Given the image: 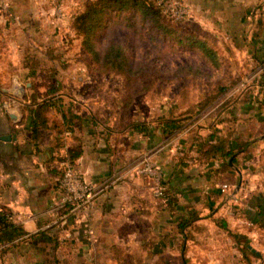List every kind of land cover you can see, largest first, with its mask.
<instances>
[{
	"label": "crops",
	"instance_id": "1",
	"mask_svg": "<svg viewBox=\"0 0 264 264\" xmlns=\"http://www.w3.org/2000/svg\"><path fill=\"white\" fill-rule=\"evenodd\" d=\"M79 1L0 0V136H12L0 140V210L26 233L1 254L10 255L3 264H190L193 241L184 239L180 248L181 218L191 220L187 229L195 239L201 231L192 227H210L213 220L229 224L240 240L248 235L245 226L253 236L264 212V0H186L190 13L179 25L215 49L221 63L206 70L210 79L196 82L197 97L216 85L228 88L172 133L159 123L168 114L164 105L148 118L117 121L98 93L62 81L93 79L80 65L76 73L69 70L80 63L60 42ZM190 53L197 59L188 63L201 64L200 55ZM37 59L51 67L33 71L27 63ZM40 79L45 85L34 86ZM13 80H24L25 88ZM201 82L212 87L202 92ZM31 92L52 100L36 146L21 108ZM171 105L175 110L177 99ZM224 137L234 151L239 141L250 142L229 166L202 155ZM75 151L74 167L97 186L79 219L59 206L57 186L58 157ZM143 158L163 170L171 205L157 196L152 178L135 172ZM85 228L94 231L92 241ZM151 240L155 245L147 244Z\"/></svg>",
	"mask_w": 264,
	"mask_h": 264
},
{
	"label": "trees",
	"instance_id": "2",
	"mask_svg": "<svg viewBox=\"0 0 264 264\" xmlns=\"http://www.w3.org/2000/svg\"><path fill=\"white\" fill-rule=\"evenodd\" d=\"M120 27L125 32L122 39L131 43L135 53L142 50L148 57L152 56L155 61L164 64L176 61L185 52H196L201 57V64L181 62L175 65L170 73H167L157 67L158 65H153L151 61L134 60L127 43L119 40L121 38L118 34ZM70 28L75 36L80 38L81 48L90 60L87 66L91 70L110 76H122L125 79L126 96L121 99L124 110H129L136 96L153 95L157 81L175 82L177 89L174 99H177V107L171 111L169 116L159 121L169 133L182 128L186 120L190 118V113L201 112L219 100L228 88L227 85H216L214 89L198 99L196 82L210 79L211 74L206 70H219L220 68L221 63L217 51L208 46L195 33L167 21L155 0H85L76 7L70 20ZM104 39L108 41L103 42ZM170 52L171 55H168ZM48 54L49 58L54 57ZM40 62L38 59L32 60L27 63V66L34 71L39 68ZM24 100L29 101L22 107L28 129L35 142L33 144L36 146V141L40 139L41 129L46 127L48 107L52 100L49 93L47 97L40 98L35 92L26 95ZM261 103L264 106V95ZM182 108L185 110L179 111ZM249 147L248 140L239 141L238 149L234 151L230 147L229 139L224 137L216 143L209 144L202 155L205 158H222L225 166H229V159L234 163L236 154L247 151ZM78 155L79 152H69L68 156H59L58 160H68L73 164ZM161 184L165 188L164 180ZM164 193L165 203L171 205L172 197L166 195V190ZM66 212H68L67 209ZM10 217L8 210H0V246H2L0 255L16 248L19 243L18 239L26 235L23 228L12 222ZM190 221V219L181 218L177 224L181 235L180 248L184 239L195 240L190 230L187 229ZM255 221L261 222L264 226V212H261ZM234 237L238 240L241 238L237 234ZM163 241L166 242V238H163ZM155 242L151 240L147 244L153 246ZM153 264H160V261L155 260Z\"/></svg>",
	"mask_w": 264,
	"mask_h": 264
},
{
	"label": "rangeland",
	"instance_id": "3",
	"mask_svg": "<svg viewBox=\"0 0 264 264\" xmlns=\"http://www.w3.org/2000/svg\"><path fill=\"white\" fill-rule=\"evenodd\" d=\"M85 0H80L79 4H82ZM77 4V6L79 5ZM188 6V5H187ZM189 7V6H188ZM190 13V11H189ZM74 14V13H73ZM73 14L68 18L67 24L69 27V30L62 31L61 34L64 35L63 40L61 39L60 42H67V51L68 55L71 56V60H77V63L80 64H74L72 63L70 66L71 68L69 70L78 72L79 65L84 68L85 73L89 75V77L93 78L92 80H89V78L84 79L82 82H79V80L76 79H64L62 81H65L68 83V86H71L75 83L78 85H81L84 90H89V92L94 91L95 93H98V98L103 99V106L107 108L108 112H110V115L112 118L115 119L119 118H126L130 115L135 117L139 116V114L143 118H148L150 114L154 115L155 107L159 109V106L164 105L165 108H168V114L169 116L171 114V108L172 101L174 99V93L177 87L174 85L175 82H159L157 81V86L154 90V94L151 96L147 95H138L135 97L132 106L129 108L130 111L127 109L124 110L123 104L121 99H123L126 96L125 93V79L122 76H110L106 74H100L98 72H95L91 70L87 65L90 63L89 58H87L86 54L83 52L81 48V40L80 38L76 37L74 32L70 28V20L73 17ZM164 15V14H163ZM189 16V15H188ZM188 16L184 19L186 20ZM164 18L167 21H170L172 23L178 24L179 22L172 21L168 19L165 15ZM182 20L181 22H183ZM124 31L119 28V40H123L125 43H127V46L129 47L130 51L132 52L133 59L134 60H141L144 59L145 61H151L153 65H158L157 67H160L165 72L170 73L172 71V68L175 65H178L181 62L188 63V61L194 62L197 58L189 53L185 52V54L181 55L177 58L176 61L169 62V63H158L154 60L152 56L146 55L142 50L135 51L133 50V47L131 43L128 41H125L124 38ZM59 36V32H52V37L55 38L57 41V38ZM61 38V37H60ZM103 42H107L108 39L102 40ZM164 42H167L164 40ZM170 42V41H168ZM171 55V52L170 54ZM176 55V54H175ZM47 56L49 54L47 53ZM177 57V55H176ZM172 58V57H171ZM38 69L47 70L51 67L50 63H47L46 61L40 62L38 65ZM152 75V74H151ZM149 75V76H151ZM67 80V81H66ZM14 85L20 86L22 89L25 88V86L22 84L24 80H21V83L18 80H13ZM45 80H38V82L34 83V86L37 84L39 85H45ZM215 83V82H213ZM19 87V88H20ZM198 87L200 91L205 92L207 91L212 85H209L206 82H201L198 84ZM22 110L23 107L21 106ZM170 110V111H169ZM157 114V113H156ZM105 115V114H104ZM108 117V116H107ZM214 225L210 227H202V226H194L192 227L195 231H201L200 234H198L200 237L198 239H195L193 241V250L191 249V253L189 254V262L190 264H264V226L261 225V227L256 230L254 229V235H251L250 226H245L243 230L248 232L247 237L242 238V240H238L236 237H234L236 231L235 229H231L229 227V224H218L213 220ZM210 222H208L209 224ZM203 224V223H200ZM212 224V223H211ZM241 241V242H240ZM249 246V248H247ZM10 255H0V264H3V261L5 263H10L9 257ZM4 257V258H3ZM181 262L179 259L178 262ZM179 264V263H176Z\"/></svg>",
	"mask_w": 264,
	"mask_h": 264
},
{
	"label": "built area",
	"instance_id": "4",
	"mask_svg": "<svg viewBox=\"0 0 264 264\" xmlns=\"http://www.w3.org/2000/svg\"><path fill=\"white\" fill-rule=\"evenodd\" d=\"M160 6L162 13L170 20L181 22L189 15V7L186 0H155ZM68 134V133H67ZM60 174L57 179V186L60 191L59 206L67 209L75 219H79L80 211L86 208L92 195L95 193L96 184L86 181L83 175L68 160L60 162ZM135 172L143 177H150L156 183V194L163 198L164 188L161 184L164 172L149 158H143L135 167ZM87 239L92 241L94 231L85 228Z\"/></svg>",
	"mask_w": 264,
	"mask_h": 264
},
{
	"label": "water",
	"instance_id": "5",
	"mask_svg": "<svg viewBox=\"0 0 264 264\" xmlns=\"http://www.w3.org/2000/svg\"><path fill=\"white\" fill-rule=\"evenodd\" d=\"M9 117L13 120V121H16V116L15 114L13 113H10V112H7ZM12 139V136L10 134H7V135H1L0 136V140L2 141H10ZM230 162H231V159H230Z\"/></svg>",
	"mask_w": 264,
	"mask_h": 264
}]
</instances>
